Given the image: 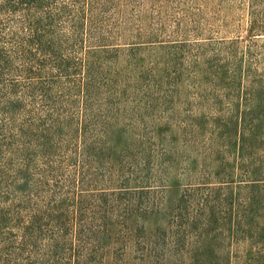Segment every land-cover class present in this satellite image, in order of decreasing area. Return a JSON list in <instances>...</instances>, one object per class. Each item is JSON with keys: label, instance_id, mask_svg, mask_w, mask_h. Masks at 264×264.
<instances>
[{"label": "trees", "instance_id": "obj_1", "mask_svg": "<svg viewBox=\"0 0 264 264\" xmlns=\"http://www.w3.org/2000/svg\"><path fill=\"white\" fill-rule=\"evenodd\" d=\"M116 7L0 0V264H107L129 250L150 264L220 225L264 230V85L241 83L264 84V73L223 43H115ZM246 15L248 36L264 37V0H248ZM184 74L194 100L212 97L199 93L211 77L221 95L260 101L212 122L215 171L176 191L174 145L200 126L177 112L192 100L177 101Z\"/></svg>", "mask_w": 264, "mask_h": 264}, {"label": "rangeland", "instance_id": "obj_2", "mask_svg": "<svg viewBox=\"0 0 264 264\" xmlns=\"http://www.w3.org/2000/svg\"><path fill=\"white\" fill-rule=\"evenodd\" d=\"M247 2L248 0H116L117 7L113 16L119 20L120 25L119 29H115L117 38L114 36V41L119 44L183 41L190 45L198 40L206 50L223 43L232 48L231 56L258 76L264 73V37L253 39L247 34ZM227 56L223 55L222 61H229ZM204 60L202 56L201 61ZM188 61L189 59L183 60L185 65ZM181 77L183 84L178 89L181 97L177 101L192 100L188 105L181 104L177 112L182 114L186 111L191 115L185 116L187 123H198L200 126L195 131L188 127L182 133L185 143L174 145L177 153L174 154L172 169L176 177L173 189L176 191L179 185L188 183L189 179L197 182L202 175L215 171V165L221 159V146L215 140L216 135L211 149L209 141H206L211 137L209 129L212 122L215 124L216 120L219 124V121L235 117L237 109L254 105L256 101L258 103V95L248 102L244 95L248 94L247 89L262 91L264 85L262 82L248 83L243 79L242 85L248 86L246 91L235 92L232 97H226L221 95L220 85L210 84L211 77H208L201 82V88L209 87V90L201 89L199 93L211 94L212 97L198 101L193 99L194 92H198L190 87L192 79L187 74ZM261 99L264 104V92ZM206 116L210 117L209 121L205 119ZM225 163L231 166L233 159L225 160ZM184 167L190 169L189 174L182 171ZM175 195L176 193L169 192L166 198ZM152 228L153 223L146 224L148 231ZM220 228V233L217 230L218 233L209 238L205 235L192 237L188 241L182 239L167 255L154 257L150 264H264V230L254 228L249 234H236L231 233L227 225H220ZM134 257V250L128 251L124 261L109 255L107 264H139Z\"/></svg>", "mask_w": 264, "mask_h": 264}]
</instances>
